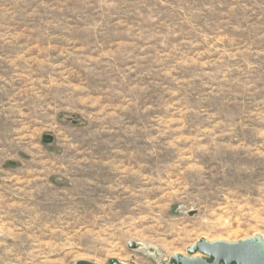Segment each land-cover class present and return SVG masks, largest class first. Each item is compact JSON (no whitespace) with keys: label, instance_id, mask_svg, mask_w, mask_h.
Wrapping results in <instances>:
<instances>
[{"label":"rangeland","instance_id":"obj_1","mask_svg":"<svg viewBox=\"0 0 264 264\" xmlns=\"http://www.w3.org/2000/svg\"><path fill=\"white\" fill-rule=\"evenodd\" d=\"M251 238L264 0H0V264Z\"/></svg>","mask_w":264,"mask_h":264},{"label":"water","instance_id":"obj_2","mask_svg":"<svg viewBox=\"0 0 264 264\" xmlns=\"http://www.w3.org/2000/svg\"><path fill=\"white\" fill-rule=\"evenodd\" d=\"M50 139L49 137H46ZM129 249H138V244L128 243ZM187 255L174 254L169 264H264V243L260 238L246 239L237 243L200 240L186 251ZM198 253L200 257H194ZM75 264H85L77 262ZM109 264H119L111 260Z\"/></svg>","mask_w":264,"mask_h":264},{"label":"bare ground","instance_id":"obj_3","mask_svg":"<svg viewBox=\"0 0 264 264\" xmlns=\"http://www.w3.org/2000/svg\"><path fill=\"white\" fill-rule=\"evenodd\" d=\"M255 239V238H254ZM262 241V240H261ZM263 242V241H262ZM264 243V242H263ZM138 247L140 248L141 247V245H138ZM178 255V254H177ZM180 256H182V255H180Z\"/></svg>","mask_w":264,"mask_h":264}]
</instances>
